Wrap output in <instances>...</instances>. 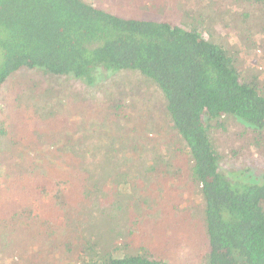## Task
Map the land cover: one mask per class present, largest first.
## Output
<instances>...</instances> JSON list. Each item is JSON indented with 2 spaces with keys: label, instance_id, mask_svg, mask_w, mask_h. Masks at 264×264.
Instances as JSON below:
<instances>
[{
  "label": "trees",
  "instance_id": "1",
  "mask_svg": "<svg viewBox=\"0 0 264 264\" xmlns=\"http://www.w3.org/2000/svg\"><path fill=\"white\" fill-rule=\"evenodd\" d=\"M228 2L221 11L213 0V11L239 29L232 47L205 37L211 6L196 17L183 4L138 0L159 15L140 18L89 0H0V255L8 264H172L175 248L180 264H264V172L224 170L219 138L233 119V159L264 152V30L259 40L247 27L264 0ZM240 55L253 69L238 68ZM104 72L156 85L159 118L131 114L122 94L90 92ZM61 81L70 83L68 101L50 85ZM162 131L171 134L167 155L148 138ZM181 181L196 187L197 202L175 204ZM189 220L197 236H188ZM164 224L183 242L152 239Z\"/></svg>",
  "mask_w": 264,
  "mask_h": 264
},
{
  "label": "rangeland",
  "instance_id": "2",
  "mask_svg": "<svg viewBox=\"0 0 264 264\" xmlns=\"http://www.w3.org/2000/svg\"><path fill=\"white\" fill-rule=\"evenodd\" d=\"M96 1L103 7H111L113 9H119L126 14L138 15L140 18H158V14H154L151 12H145L138 9L140 5L138 0H89ZM166 4L168 2L175 6L177 4H183L185 7V11H188L195 15L196 17L206 14L207 8L209 6L212 7L213 11V0H162ZM217 3V7L220 8L221 11H227L229 8L228 0H214V3ZM220 5V6H219ZM219 10V9H217ZM216 10V11H217ZM233 11H238V7L232 6ZM213 11L212 19L213 22H209L202 28V31L207 39L212 42L224 44L227 47H232V44L238 40L237 34L240 32L237 27L234 26L233 29L227 28L221 24V18L219 16V12ZM242 11V10H241ZM250 20L247 27L250 30L252 36L255 38H261V32L264 30V5H258L253 10H250ZM183 10H179L176 8L175 11L171 13V17L174 22L179 24L181 19H183ZM235 25L237 23H234ZM238 32V33H237ZM236 35V37H235ZM243 41V40H242ZM244 43V42H243ZM250 62L251 58L249 59ZM257 64V63H255ZM254 64L249 62H245L243 56L240 55L238 60V68L241 70H251L253 69ZM19 79L22 81L23 78L19 76ZM47 86V82L44 83V86ZM52 88L54 89V94L57 98H61L64 101H68L70 99L71 92L67 93V96H64L66 93V87L70 85L68 82L61 81L60 83H50ZM121 88L123 92H121ZM70 90V89H69ZM88 90L90 92H97L98 95L102 96L103 92L113 91L115 93V97L117 98L120 94H122L123 103L129 106V112L131 114H152L154 117L159 118L160 111L163 108V96L159 91L156 85L152 82L148 81L142 75L132 72H118V73H100L98 75L97 81L94 87H89ZM56 98V99H57ZM231 125L229 126L230 135L223 136L219 135L220 144L223 146V152L225 157L224 161V170L230 172L232 170L242 171L246 169V173L248 169L250 173H254L260 177V175L264 172V152L259 151L255 152L251 155L243 154L239 158L233 159L230 152L233 148V141L237 140V134L240 132V126L233 119L230 120ZM171 136L170 133L162 131V133L158 134H149L148 138L152 142V144L159 149L160 152L167 155L168 151L172 150L171 148ZM181 162H186L184 159ZM161 183H166L165 179L160 180ZM181 194H175L173 197H176L175 204L182 205L186 204L187 200L189 202H194L199 199L198 195H195L194 191L196 189L191 185L186 184L185 181H181ZM6 190H9L8 186H5ZM11 197V194H8ZM172 200V196H171ZM171 202V201H170ZM167 212H163V220L167 219ZM166 224L163 225V229L160 231H154L152 233V239H156V242L160 243L161 241H173L174 242H183L179 237H175L174 234L166 233L167 232ZM186 231L189 237L197 236L201 232L196 227V225H192L189 220V223L186 226ZM161 238V239H160ZM196 242V241H195ZM202 245H208V239L206 235L201 234ZM162 249L160 246L156 245L154 250ZM176 249V248H175ZM173 249L172 252L167 256V259L172 264H180L184 261L183 254H179L178 250ZM198 254L202 252L199 244L196 242V248L194 249ZM3 251V245L0 247V253ZM4 252L8 253L9 250L5 249ZM3 252V253H4ZM197 255V254H196ZM7 257V256H6ZM4 258L3 254L0 255V264H8L10 260L8 258Z\"/></svg>",
  "mask_w": 264,
  "mask_h": 264
}]
</instances>
